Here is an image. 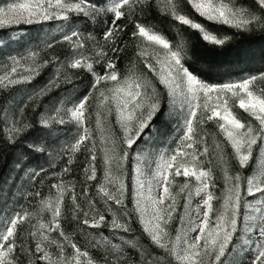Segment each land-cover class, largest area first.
I'll use <instances>...</instances> for the list:
<instances>
[{"label":"snow or ice","instance_id":"obj_1","mask_svg":"<svg viewBox=\"0 0 264 264\" xmlns=\"http://www.w3.org/2000/svg\"><path fill=\"white\" fill-rule=\"evenodd\" d=\"M161 3L163 4L162 11L165 14L170 15L179 25L188 26L197 31L202 40L208 44L224 46L230 40L228 36L220 37L214 34L202 23L196 22L188 14H185L179 0H161ZM187 4L200 17L209 22L228 25L246 32L255 29L264 31V0H254V4L258 7L238 6L237 0H187ZM150 6L151 0H110V2L109 0H25L22 3H9L7 9L0 7V27L13 23L18 24L22 21L40 23L53 18L69 21L74 14L76 17L82 15L86 20L104 23L102 37L105 46H108L112 53L122 51L115 45L118 42L119 34L125 31V22L133 26L130 33L133 38L140 39L142 43L147 42V46L143 47L137 56L144 60V67L156 77L159 85L163 86L166 99L155 84L145 81L136 74L134 64L130 67L128 74L121 77L117 64L109 57L108 52L104 51V46L99 44L94 35L89 34L84 37L80 32L74 30L63 36V41L68 42L75 49H85L89 40L94 41L98 49L92 62H89V58L82 52H78L77 55L80 58L73 59L68 67L83 68L91 73L94 78L91 89L99 92L98 107L107 108L109 113H111L112 107L115 109L116 123L123 133L120 142L125 147L121 149L123 153L121 156L116 155L115 147L105 151L104 163L107 166L105 180L113 185L115 191L109 190L105 184L98 185V189L107 201L114 202L121 209L124 204L125 186L122 179L112 176V163L117 162V166L122 169L123 163L129 157V150L134 149L140 140H151L152 133H158L155 122L159 117L165 115L166 107L172 112L175 111L178 104L182 109L185 105L188 107L187 113L184 114V134L180 138V143L173 155L165 156L164 153H161L158 157L147 193L143 191L144 181L138 179L139 199L135 211L140 214L143 232L149 238L151 246L159 249L160 252L157 254L140 247L131 237L127 239L118 237L117 232L130 233L132 231L125 222H122V217L113 215L109 221L89 202V210L83 211L85 219L82 223L89 228L107 227L112 234L104 236L101 233L98 238L94 237L95 243L92 246L104 250V264H129L128 248H133L140 256V260L136 264H224L222 258L231 254L229 252L230 245L232 252L237 251L233 244L234 237L243 239L237 237L238 232L251 234L248 239L243 240L245 247L240 250L251 252L250 264H264V165H261L258 173L246 178L247 195L262 194L261 198L254 202L243 200L240 192L241 176L237 174L233 178L229 177L227 172L225 173L226 181L234 180L235 182L226 187L224 210L216 216L213 226L209 220L210 213L213 211L211 201L214 197L211 192L207 191L212 174L210 169L205 171L199 167L201 162L197 158L198 155H207L208 148L204 147L203 151L198 154L195 150L191 153L186 151V149H194L196 143L202 142V138L200 141L196 139L195 125L217 120L222 121V123L218 122V128L231 146L241 168L249 165L253 158L254 147L259 146L261 152H264V89L257 94L252 87L256 80H264V72L244 78L239 82L220 85L205 82L198 73L192 70L190 60L194 57L191 54L190 45L183 38L173 44L150 25L137 19H131L137 11L142 13ZM51 46V44L48 45V47ZM152 46H159L163 52L153 48L155 55L149 59L148 48ZM35 55V53L32 54L33 57ZM11 60L10 71L0 75V88L29 82L34 78L32 75L15 78L20 61L15 57H12ZM101 61H104L103 74L97 72L93 66L94 63L100 64ZM48 63L49 61L45 60L44 65L39 67ZM26 71L38 74L35 67L27 68ZM65 80L71 83L69 76H65ZM106 82H111L112 86L102 90L99 86ZM52 84L59 86L56 81H50V85ZM50 90V87L47 90L41 89L36 95H46ZM201 93L203 94V104L199 103ZM229 93H231V97L228 96ZM213 94L216 98L214 104L211 103ZM91 95L90 91L72 108H57L53 115L40 121L41 127L46 129L52 124L64 125L70 122H75L78 127H82L83 131L71 146L70 150L73 152L80 151L81 146L92 138V132L87 127H83L87 119L85 114ZM232 98L237 100L240 109L248 113L258 123V128L251 122H242L234 114L229 103ZM192 100L198 102L192 104ZM97 125L98 127L101 125L99 115ZM31 128L30 124L13 121L12 127L7 129L9 142H17L18 139L29 134ZM27 147L29 150L41 154L45 152V146L38 143L29 144ZM94 148L95 146L89 150L93 162L96 160ZM185 157H190V159L185 160ZM137 159L139 160L140 157L138 156ZM68 163L70 164L71 160ZM62 171L67 173L70 168L65 167ZM89 171L90 175H87L86 178L95 180L96 168L94 164L90 163L89 168L85 169L86 173ZM135 171L138 176L144 175L139 166ZM43 172H45L43 168L34 172L33 178L39 177ZM173 174L176 177L180 175L186 178L194 177L199 182L196 194L207 193L206 198L202 201V206L205 209L202 218L198 216L199 223L194 227L190 224L187 230L197 233L194 241L187 237V232L184 229L180 228L176 230L175 239L169 238L170 234L166 226L172 221L176 211V197L170 190L174 182ZM152 181H155L157 186L162 189L159 196L152 194ZM188 187L189 184L185 182L181 185L180 192ZM51 188L56 189V195L54 198H42L40 210L51 211L52 220L47 223L38 221L36 225L31 226L32 230L28 232V237L35 241L34 249L27 246L26 241L21 239L18 228L36 213L18 212L13 217L0 221V264H24L25 258L27 264H97L87 250H82L67 234L60 230L59 218L62 216L61 206L67 186L61 182L52 184ZM35 195L39 197L41 193L37 192ZM72 200L75 212H81V206L76 202V197L73 196ZM166 201H171V203L166 204ZM185 206L187 207V204ZM241 208L245 210L243 228H240L238 223ZM249 209L254 214L249 215ZM90 214H92L91 219L88 218ZM74 218L79 219V216L76 215ZM180 219L183 221L184 217H180ZM53 231L60 232V236L64 239L63 243L49 237L47 233ZM115 240H119V243H114ZM52 246H55V252L49 250ZM68 247L72 249L71 255L66 252Z\"/></svg>","mask_w":264,"mask_h":264},{"label":"trees","instance_id":"obj_2","mask_svg":"<svg viewBox=\"0 0 264 264\" xmlns=\"http://www.w3.org/2000/svg\"><path fill=\"white\" fill-rule=\"evenodd\" d=\"M110 1V0H109ZM16 2V0H0V6L7 3ZM180 6L185 14H188L196 22L202 23L207 29L217 34L220 37L228 36L230 40L224 46H213L203 41L200 34L190 29L188 26H181L174 21L170 15L162 11L163 4L161 0H151V6L146 8L142 13L137 11L131 19H137L142 23L150 25L156 32L163 35L171 43H178L181 38L190 45L191 54L194 59L190 60L193 71L200 75V78L205 82L214 85L230 83L234 80H242L244 77L258 75L264 72V31L255 29L253 31H240L236 28L229 27L224 24H216L208 22L199 17L187 4V0H179ZM238 6L258 7L254 4V0H237ZM103 19V18H101ZM126 23L124 32H121L118 37L116 47L122 49L117 53H112L102 37V30L105 25L102 22L86 20L82 15L76 17L73 14L72 19L65 21V31L70 34L71 31H78L84 37L89 34L94 35L99 44L104 46V51L108 52L110 58L118 66V71L121 77L128 74L130 67L135 65V72L145 81H151L160 90L166 99V93H163V86L159 85L155 76L147 71L144 67V60L137 56V53L145 46L147 42L133 38L130 33L133 26ZM41 24L11 26L0 29V42L5 41V44H0V61L10 48L21 49L28 41L39 33ZM12 32H20L21 38L9 41L8 37ZM50 40V41H49ZM45 48L40 51L39 55L42 58L40 65H44V61L49 63L43 67H39L38 74L26 84H16L6 89L0 88V215L9 216L12 213H23L24 211L36 213L26 222L19 225L18 232L22 240L26 241L27 246L35 248V241L28 237V232L32 230V225L47 223L52 220L51 211H41L40 200L42 198H54L56 189H52L51 185L55 183H63L67 186L64 200L62 204V216L59 218L60 230L67 234L73 242H75L82 250H87L89 255L97 262L104 264V250L102 248L93 247L95 243L94 237L98 238L102 233L104 236H111L107 227L89 228L82 223L85 217L83 211L89 210V202L104 214L110 221L113 215L122 217V222H125L131 228L130 233L117 232V236L123 239L133 238L136 244L147 250L154 251L157 254L160 252L154 246L147 235L143 232V227L140 223L138 213L135 211V198L133 186V167L135 164L134 156L138 153L139 143L134 146V149L129 150V157L123 163L120 169L118 178L124 183V204L115 205L112 201H107L106 198L99 193L98 185L105 184L111 190V185L107 183L104 176L106 168L104 166V150H109L115 147L117 156L123 153L121 149L125 146L120 142V134H118L115 125V113L112 105L111 113L107 108L98 107L99 92L91 89L94 78L86 69H72L68 67L71 60L80 58L78 52H82L84 56L89 58V62L95 59L96 48L95 42L89 40L85 49H75L68 42L63 41L60 36H51L44 42ZM47 44V45H46ZM51 44V47L48 45ZM153 48L163 51L162 49L152 46L148 48L149 59L155 55ZM57 58V59H54ZM104 61L100 64L94 63V69L103 74ZM65 76L71 78V83L66 82ZM50 81H56L59 85H51V90L47 96L43 98L57 101L60 98H65V107L75 102L80 101L89 92L92 95L89 97L86 122L87 127L92 132V138L81 146L80 151H71L73 123H65L64 125L52 124L49 128H42L40 125L41 107L43 102L40 101L37 105L31 103L28 97V92L35 86L50 84ZM111 82L102 83L99 87L106 90L111 87ZM253 90L260 93L264 89V80H256L252 86ZM231 93L228 94L229 97ZM60 95V96H58ZM234 114L244 123L251 122L258 128V123L254 121L246 112L242 111L237 106V100L232 98L229 101ZM7 109V113L5 112ZM23 109V112L21 110ZM169 108H165V115L159 117L155 126L158 133L164 130L163 133L170 132L172 120H168L166 115ZM210 114V113H208ZM100 117L101 125H97V117ZM67 119V118H66ZM13 121H21L32 125L29 134L18 139L17 142L11 143L8 140L7 129L12 127ZM217 120L207 121L204 124L197 123L196 139L198 142L194 145V150L202 152L204 147L208 148V154L199 156L201 162L199 167L202 170H211L212 179L210 188L215 193L219 192L226 184L225 173L229 177H235L237 174L241 176V196L245 192L246 178L252 176L255 172L259 146L253 149V158L249 165L245 168L239 166L231 146L227 143L222 133L218 128ZM220 123V122H219ZM161 129V130H160ZM71 131V132H70ZM162 134V133H160ZM178 136V135H177ZM165 137V135H164ZM166 149L172 151L173 147L178 142V137L171 136ZM38 143L45 146L43 154L28 149L27 145ZM219 145V147H217ZM96 153V160L91 161L90 149ZM177 149V148H176ZM172 154V155H173ZM171 156V155H170ZM222 157V159H221ZM190 157L187 159L189 160ZM71 160L69 164L68 161ZM92 163L96 168V179L88 180L86 177L90 175L85 172ZM65 167L70 168V171L65 173L62 171ZM41 168L45 172L39 177L33 178V174ZM26 171L24 178H17L19 173ZM116 177V176H115ZM235 182L234 180H231ZM14 191V193H12ZM37 192L41 196H36ZM11 195V196H10ZM76 197V202L81 206V212H75V205L72 197ZM257 195L248 196L247 201L252 202ZM243 203V200H242ZM242 209V208H241ZM180 210V209H178ZM78 215L79 219L74 218ZM91 215L88 217L91 219ZM176 220L169 227L170 239H175L176 236ZM51 239L64 242L59 231L47 233ZM236 237H234L235 239ZM114 243H119L115 240ZM50 251L55 252V246H52ZM66 252L71 255L72 249L66 248ZM127 256L129 264H136L140 260V256L133 248H128ZM247 253L239 260H234L230 264H248L246 262ZM24 264H27V259H24Z\"/></svg>","mask_w":264,"mask_h":264},{"label":"rangeland","instance_id":"obj_3","mask_svg":"<svg viewBox=\"0 0 264 264\" xmlns=\"http://www.w3.org/2000/svg\"><path fill=\"white\" fill-rule=\"evenodd\" d=\"M22 2H25V0H16V2H11V3H22ZM8 4L9 3H7L4 6H0V7H4L5 9H7ZM192 10L195 12L194 9H192ZM196 14L199 16L198 13H196ZM25 16H26V14H25ZM201 18L204 19L203 17H201ZM20 24H23V25L41 24L43 26L39 27V33L36 34L35 36H33V38H31L28 41V43L25 44L24 47H22L21 49H16V48L12 47V48H10V51L5 53V55L3 56V58H1V61H0V75H3L6 71H10V68L12 65L11 58L15 57L17 60L20 61V66L17 68V73L15 74V78H19L22 76H28V75H32L33 77H35L37 75L35 72H29V71H26V69L35 67L37 69V71L39 72V64L41 63L42 58H43V57L42 58L40 57L41 55H39L40 54L39 52L44 50V48H45L44 42L47 41L51 36H54V35L60 36L63 38V36L65 34H67V32L65 31V26H64L65 21L57 20L54 18L47 20V21H41L40 23H27V22L22 21L21 23H18V24L13 23V24H10L7 26L0 27V29L11 27V26L15 27V26H18ZM20 35H21L20 32H12L9 35L8 39H9V41H12V40L15 41L18 38H21ZM6 41H8V40L1 41L0 44H5ZM156 47L159 48V46H156ZM161 52H163V51H161ZM33 53L36 54L34 57L32 56ZM152 62L154 63V61H152ZM244 78H247V77H244ZM239 81H241V80H234L233 82H239ZM26 83H28V82L19 83V84H26ZM49 87H51V85L47 84L46 82H45V84H43L41 86H35L33 89L28 91V92H31V93H28V97H29L28 101H31V103H33L35 105H37L40 101L43 102V98L45 96H47V94L41 95V96H37L36 94L38 92H40L41 89L47 90ZM1 89H6V88H1ZM48 92L49 91H47V93ZM58 96H60V95H58ZM230 96H231V94H230ZM78 102H75V103L70 104L68 106L66 104V106L64 107L63 104L65 103V98L59 97V99L57 101H52L51 99H46V100H44L43 106L41 107V110H40L41 111L40 121L42 119H45V118L53 115L57 108H72ZM197 102L198 101H196V100H192V104H196ZM215 102H216V98H215V94H213V99H212L211 103L214 104ZM199 103L200 104L204 103L202 93H201V99H200ZM237 106H238V102H237ZM187 111H188L187 105H185L184 108L182 109L179 106V104L176 106L174 112H172L171 109H168V113L166 115V118L168 120H172V123H171L172 126L170 128L171 131L169 133L168 132L163 133L164 130H162V131H160V133H162V134L154 132V133H152V139L151 140H148V141H145L143 139L140 140L138 153L134 156L135 164L133 167V186H134L133 188H134L135 208H136L137 200L139 199L138 179L144 181L143 191L145 193H147L148 187H149V181L152 179V173L156 169V161H157L158 157L160 156L161 153H164L165 156H170L173 154L172 151L168 152V150L166 149V147H165L167 145L166 143H168L169 140H171L172 135H175L176 137H178V142L175 143V146L173 147L172 150L175 151L176 148L178 147L179 143H180V138L184 134V114L187 113ZM202 111L203 110L201 109V112ZM5 112L7 113V109ZM114 113H115V109H114ZM169 113H171V114L169 115ZM247 115H248V113H247ZM65 118L68 119V117H65ZM219 122L222 123V121H219ZM71 123H73V125H74L72 132L70 131L72 133V135H71L72 144H74L76 142V140L78 139V135L83 131V128L78 127L75 122H71ZM115 125L117 127L118 132H119L118 134H120V138H121L123 133H122L119 125L116 123V114H115ZM83 127H85V125ZM164 135H165V137H164ZM223 137H224V135H223ZM193 150L194 149H186V151H188L190 153ZM105 151L106 150H104L102 152V154L105 155ZM138 156L140 157L139 160L137 159ZM188 158L189 157H185L184 159L187 160ZM261 165H264V152H261V150L259 148V153H258V157H257V163H256L254 174L258 173ZM104 166H105V168L107 167L105 164H104ZM138 166L144 172L143 176H138V173L135 171V169ZM120 169L121 168L117 166V162H113L111 165L112 176L117 177V175L120 172ZM103 173L105 176V171ZM25 174H26V171L25 172L22 171V173H19V176L17 178V183L19 181V177L24 178ZM172 178H173L174 182L171 185L170 190L173 193V195L176 197V204H175L176 211L174 213V218L166 226L167 230H169L171 223L176 220V224H177L176 230L178 228L184 229L185 232H187V237L194 241L195 235L197 233L190 232L187 230H188L190 224H191V226L194 227L196 224L199 223L198 216H199V218H202L203 211L205 210L204 207L202 206V201L204 198H206L207 193L201 192L200 195L196 194V188L198 187L199 182L196 181L194 177H187L186 178L183 175L176 177L173 174ZM185 182H187L189 184V187L187 189H185L183 192H180V187ZM233 183H234L233 181L226 182V184H224L223 188L220 189V191L217 193L216 192L214 193L212 191V189L210 188V184H209V188L207 191L211 192V194L214 197L213 200L211 201V204L213 206V211L210 213V220H209V223L213 226L215 224L216 216L219 213L223 212V210H224L223 205H224V198L226 195V187L230 186ZM109 185H111V189L115 190V188L113 187L112 184H109ZM151 187H152V194L154 196H159L161 194L162 189L159 186H157L155 181H152ZM246 189H247V184H246L245 192H244L243 197H242L243 200H247V197H248ZM12 193H14V191ZM256 195H257V197L252 202H254L257 199H260L262 196L261 193H256ZM168 203H171V201H166V204H168ZM186 204H187V207L185 206ZM178 209H180V210H178ZM197 209H199V212H197ZM244 211L245 210L242 208L240 210V217H238V223H239L240 228L244 227V222H243ZM248 213H249V215L254 214L251 209L248 210ZM14 215H15V213H12L6 217L3 215H0V221H2L5 218H11ZM138 216H139V220H140V214L139 213H138ZM180 217H184V220L181 221ZM146 219H147V217H146ZM176 235H177V231H176ZM182 235H183V233H182ZM250 235L251 234L245 233V232H238L237 233V237H242L243 239L235 238L233 240V244H235L237 251L232 252L231 251V245H230L229 252H231V254L226 255L224 258H222L224 260V264H230L234 260L241 259L245 253H247V256H248L246 258V262L248 264H250L251 252L240 251L241 249H243L245 247L243 240L248 239L250 237ZM205 259L207 260V258H205Z\"/></svg>","mask_w":264,"mask_h":264}]
</instances>
